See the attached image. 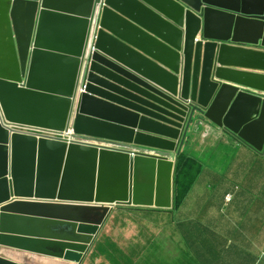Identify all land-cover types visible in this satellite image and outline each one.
Instances as JSON below:
<instances>
[{
  "label": "water",
  "instance_id": "obj_1",
  "mask_svg": "<svg viewBox=\"0 0 264 264\" xmlns=\"http://www.w3.org/2000/svg\"><path fill=\"white\" fill-rule=\"evenodd\" d=\"M260 94L264 0H0V264H84L115 209L171 210L206 125L262 153Z\"/></svg>",
  "mask_w": 264,
  "mask_h": 264
},
{
  "label": "crops",
  "instance_id": "obj_2",
  "mask_svg": "<svg viewBox=\"0 0 264 264\" xmlns=\"http://www.w3.org/2000/svg\"><path fill=\"white\" fill-rule=\"evenodd\" d=\"M183 153L199 163L201 172L183 205L173 210L162 258H151L149 264H264V152L259 155L227 132L206 125ZM133 210L129 212L153 214L154 221L161 215ZM119 214L114 212L111 220ZM104 259L100 264H108ZM126 259L141 264L138 256Z\"/></svg>",
  "mask_w": 264,
  "mask_h": 264
},
{
  "label": "rangeland",
  "instance_id": "obj_3",
  "mask_svg": "<svg viewBox=\"0 0 264 264\" xmlns=\"http://www.w3.org/2000/svg\"><path fill=\"white\" fill-rule=\"evenodd\" d=\"M116 211L120 214L111 220ZM129 211L134 210L116 209L113 212L96 241L95 248H92L86 258V260H89L87 264H100L99 259L104 258L108 264H128L126 256H138L139 259L141 258V264H149L151 258L157 260H159V257L162 258L164 254L162 250L165 240L164 235L168 234V226L173 225V211L151 210V213H161L162 216H158L157 221H154L153 214L132 213ZM160 228H162V235L159 234ZM137 233L138 237L135 236ZM154 239L158 243H155ZM185 256L187 258V255ZM27 263L45 264L39 261Z\"/></svg>",
  "mask_w": 264,
  "mask_h": 264
},
{
  "label": "trees",
  "instance_id": "obj_4",
  "mask_svg": "<svg viewBox=\"0 0 264 264\" xmlns=\"http://www.w3.org/2000/svg\"><path fill=\"white\" fill-rule=\"evenodd\" d=\"M200 172L201 167L198 162L189 158L185 153L180 154L176 158L174 170V211L183 205Z\"/></svg>",
  "mask_w": 264,
  "mask_h": 264
},
{
  "label": "clouds",
  "instance_id": "obj_5",
  "mask_svg": "<svg viewBox=\"0 0 264 264\" xmlns=\"http://www.w3.org/2000/svg\"><path fill=\"white\" fill-rule=\"evenodd\" d=\"M104 2V0H103ZM99 7H104V3H102L101 5H99ZM99 30V28L97 27L96 31H95V35H94V38H92L91 40V43H89V46H88V49H87V53H86V64H90V61H91V58L92 56L94 55L96 49H95V46H96V42H97V31ZM197 42V41H196ZM82 93L84 91H81ZM260 97L264 98V95L263 94H260L259 95ZM20 130H25V131H28V130H31L32 128H23V127H19ZM69 132H73L72 134V137H64L62 135H65ZM42 136L44 137H47V138H51V139H63V140H69V141H72V140H76L78 139V135H76L75 131L73 128H70L68 131L64 132V133H54V132H46L44 131L42 134ZM230 135V134H229ZM236 139V138H235ZM239 141V140H238ZM241 142V141H240ZM243 143V142H242ZM244 145H246L245 143H243ZM247 146V145H246ZM249 147V146H247ZM250 148V147H249ZM253 150V149H252ZM254 151V150H253ZM255 152V151H254ZM264 152V151H263ZM262 152V153H263ZM183 151L180 153L182 154ZM257 153V152H255ZM257 154H261V153H257ZM189 157V156H188ZM191 158V157H189ZM175 160V163H176V158L174 159ZM199 164V163H198ZM174 170H175V167H174ZM231 200V196L230 195H227L225 197V201L226 202H229ZM174 208V171H173V206L171 208V210H158V211H172ZM119 209H143V210H156V209H145V208H119ZM116 210V209H115ZM114 210V211H115ZM111 218V217H110ZM95 245H96V242L94 244V248H95ZM127 257V256H126ZM86 263V261L84 262Z\"/></svg>",
  "mask_w": 264,
  "mask_h": 264
},
{
  "label": "built area",
  "instance_id": "obj_6",
  "mask_svg": "<svg viewBox=\"0 0 264 264\" xmlns=\"http://www.w3.org/2000/svg\"><path fill=\"white\" fill-rule=\"evenodd\" d=\"M72 134H73V132H69V133H67L65 135H62V136H64V137H72Z\"/></svg>",
  "mask_w": 264,
  "mask_h": 264
}]
</instances>
